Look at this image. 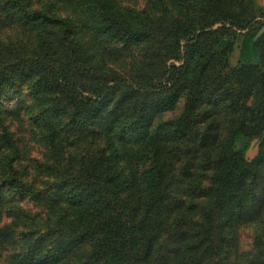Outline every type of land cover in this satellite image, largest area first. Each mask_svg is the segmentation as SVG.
Listing matches in <instances>:
<instances>
[{
    "label": "trees",
    "instance_id": "1",
    "mask_svg": "<svg viewBox=\"0 0 264 264\" xmlns=\"http://www.w3.org/2000/svg\"><path fill=\"white\" fill-rule=\"evenodd\" d=\"M0 264H264L257 0H0Z\"/></svg>",
    "mask_w": 264,
    "mask_h": 264
},
{
    "label": "rangeland",
    "instance_id": "2",
    "mask_svg": "<svg viewBox=\"0 0 264 264\" xmlns=\"http://www.w3.org/2000/svg\"><path fill=\"white\" fill-rule=\"evenodd\" d=\"M257 5L264 8V0H257ZM253 35L250 31H242L237 33L232 39L224 38L219 44L218 48L222 49L231 44V52L228 57L229 67H236L240 64H257L258 56L253 46ZM11 118V130L17 138L22 139L21 150L22 159L25 164L29 163L31 158H39L41 151V144L37 137L31 135L28 124L24 119ZM258 152V141L253 140L249 143L245 157L247 160L253 159ZM29 208V205L27 206ZM253 232L250 228H245L240 234V249L245 252H253L252 246ZM250 256V255H249Z\"/></svg>",
    "mask_w": 264,
    "mask_h": 264
}]
</instances>
